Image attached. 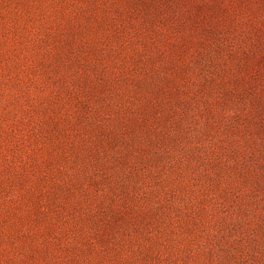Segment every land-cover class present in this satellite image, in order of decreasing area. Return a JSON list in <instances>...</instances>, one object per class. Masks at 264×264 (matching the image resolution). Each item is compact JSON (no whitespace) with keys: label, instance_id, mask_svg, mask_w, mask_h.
Here are the masks:
<instances>
[{"label":"rangeland","instance_id":"rangeland-1","mask_svg":"<svg viewBox=\"0 0 264 264\" xmlns=\"http://www.w3.org/2000/svg\"><path fill=\"white\" fill-rule=\"evenodd\" d=\"M0 264H264V0H0Z\"/></svg>","mask_w":264,"mask_h":264}]
</instances>
